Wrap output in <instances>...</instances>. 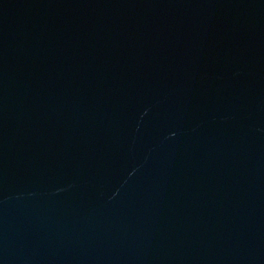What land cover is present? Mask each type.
I'll return each instance as SVG.
<instances>
[{"label": "water", "instance_id": "95a60500", "mask_svg": "<svg viewBox=\"0 0 264 264\" xmlns=\"http://www.w3.org/2000/svg\"><path fill=\"white\" fill-rule=\"evenodd\" d=\"M0 264H264V0H0Z\"/></svg>", "mask_w": 264, "mask_h": 264}]
</instances>
